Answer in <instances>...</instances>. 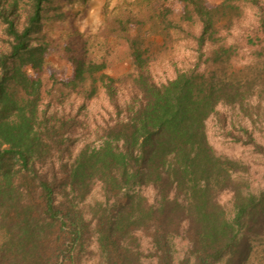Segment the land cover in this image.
Here are the masks:
<instances>
[{"label": "trees", "instance_id": "trees-1", "mask_svg": "<svg viewBox=\"0 0 264 264\" xmlns=\"http://www.w3.org/2000/svg\"><path fill=\"white\" fill-rule=\"evenodd\" d=\"M168 1L125 2L86 49L63 46L71 75L51 81L110 108L78 131L57 108L64 93L44 89V28L60 2L0 0V264H264V0H175L178 20L163 15ZM180 41L193 61L156 82L149 63ZM242 45L250 59L236 66ZM210 118L263 170L218 154Z\"/></svg>", "mask_w": 264, "mask_h": 264}, {"label": "rangeland", "instance_id": "rangeland-1", "mask_svg": "<svg viewBox=\"0 0 264 264\" xmlns=\"http://www.w3.org/2000/svg\"><path fill=\"white\" fill-rule=\"evenodd\" d=\"M136 1L138 0H71V3H67L66 0H55V3L60 2L62 9L59 10V12L62 11L64 14L62 15L63 17L60 18V21H54L51 28H44L46 37L49 38V43H51L50 51L47 54L44 66V71L47 74L43 77L44 89L50 91L49 94L51 96H57L61 92L64 93L62 103L57 106V108L62 109L64 113L77 115V118L82 121V127H80L78 131H93L94 123H99L101 118L107 115L110 108L103 96L91 100L83 99L73 93L66 94V91L61 89L60 84H55L51 81L50 77L54 73L64 72L63 78H68L71 75L67 67L63 46L71 45L74 53H80L87 48L86 45L82 44L81 39H87L91 36L100 34L108 19L112 18L114 10L118 8V6H122L125 2L133 6ZM214 2L218 3L219 0H214ZM214 2L211 1L213 4ZM21 4L22 2H20V5ZM165 5L166 7L164 6L162 13L166 18L171 20H178L181 18L183 14L182 3L169 0ZM18 13L21 14L20 12ZM251 15V11H244L242 18H240L243 22L233 29L236 36L234 38L229 37V41L236 39L240 30L239 27L246 26L251 19ZM1 31L0 28V34ZM146 38V43L155 51L163 44V38L156 33L150 32L146 35ZM109 40L116 41L112 38H109ZM187 44L188 43L185 41H180L173 46V50H169L168 54H165L166 57L163 55L156 61L149 63L151 76L156 82L162 83L170 78L174 73V66L188 67L191 64L193 58ZM249 49L244 48L242 45L239 50L236 66L248 62L250 59ZM129 67L130 60L127 59L117 65L109 74L114 78H118L127 73ZM49 100V97H44L45 104H48ZM51 100L53 101V99ZM52 106L54 105L52 104ZM52 109L53 107L49 108L51 111ZM207 136L210 144L218 154L242 160L251 165L254 169L262 168L263 170L260 155L253 152L250 146L234 143L225 137L224 132L220 129L215 118H210L207 123ZM255 136L257 137V141L264 146V124L259 126V129L255 131ZM91 139L92 137L84 138L85 142ZM260 178L261 173H257L253 176L254 185H257L259 181H261Z\"/></svg>", "mask_w": 264, "mask_h": 264}]
</instances>
